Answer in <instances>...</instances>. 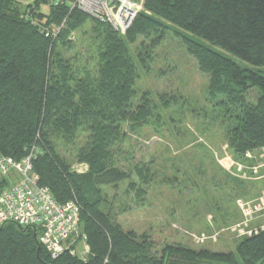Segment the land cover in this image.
I'll use <instances>...</instances> for the list:
<instances>
[{
  "label": "trees",
  "instance_id": "16d2710c",
  "mask_svg": "<svg viewBox=\"0 0 264 264\" xmlns=\"http://www.w3.org/2000/svg\"><path fill=\"white\" fill-rule=\"evenodd\" d=\"M20 1L0 0V156L16 163L27 158L56 201L78 207L79 231L52 257L38 240V228L4 222L0 264H264V222L239 237L234 250L168 244L159 253L145 234L112 221L101 190L132 178L127 191L140 201L154 180L147 163L128 162L126 168L113 159L122 126L134 131L153 108L148 93L131 106L137 68L130 46L140 37L154 48L172 32L196 60L208 77L210 98L226 110V140L236 161L264 145V0H143L144 10L123 33L91 17L98 25L92 30L94 65L87 59L72 63L61 49L89 17L69 8L73 0H33L22 10ZM42 6L49 14L40 12ZM62 21L71 27L56 32ZM79 129L90 132L80 159L87 170L81 173L70 169L56 143ZM231 178L239 183L235 189L246 182ZM80 242L82 253L76 249Z\"/></svg>",
  "mask_w": 264,
  "mask_h": 264
},
{
  "label": "rangeland",
  "instance_id": "374dc122",
  "mask_svg": "<svg viewBox=\"0 0 264 264\" xmlns=\"http://www.w3.org/2000/svg\"><path fill=\"white\" fill-rule=\"evenodd\" d=\"M32 1L21 0L18 6L22 10ZM74 1L73 9L89 17L70 31L66 46L61 49L67 58L73 59L72 63L76 61L79 65L87 59V65H94L91 54L96 43L92 30L98 27L96 18L81 10L78 0L69 1L70 9ZM134 2L139 6L137 15L144 10L143 0ZM39 9L49 14L48 6ZM64 23L61 22L56 32L61 27H71ZM150 41L140 37L130 49L137 68L131 106L148 93L153 107L151 116L134 131L122 126L121 136L113 144V159L126 168L128 162L147 163L154 180L140 201L134 200L133 191H127L132 178L103 186L106 201L102 207L123 230L145 234L159 253L168 244L211 252L234 250L237 239L244 236L242 227L246 228V220L248 229L264 222V211L254 214L253 207H248L246 214L254 215L246 219L237 203L238 200L248 204L264 201V171L257 178L238 172L237 164L241 161L235 160L226 140V110L220 100L210 98L208 77L199 71L196 60L181 41L172 32H167L154 48H149ZM256 95L252 90L248 96L254 101ZM89 135L90 132L79 129L73 137L56 140L60 155L70 169L79 173L87 170V164L80 159ZM27 160L24 159L25 164L30 165ZM231 177L246 182L235 189L234 185L239 183ZM20 178L22 173L15 168L0 173V181L6 180L0 192ZM240 194L247 197H236ZM237 224L241 225L240 229ZM85 248L83 242L76 246L81 253Z\"/></svg>",
  "mask_w": 264,
  "mask_h": 264
},
{
  "label": "built area",
  "instance_id": "2783aa9c",
  "mask_svg": "<svg viewBox=\"0 0 264 264\" xmlns=\"http://www.w3.org/2000/svg\"><path fill=\"white\" fill-rule=\"evenodd\" d=\"M75 3L71 2V8ZM78 4L81 10L109 23L121 33L130 27L136 8H139L134 0H78ZM23 162L24 160L20 163L12 162L11 159L0 156V173L10 168L22 173V178L0 192V224L11 221L23 226H35L39 229V242L52 257H56L64 249L66 241L72 240L79 231L78 207L72 201H56L49 187L40 185L35 174L28 175L31 173V164ZM237 167L241 175L260 176L259 172L264 171V145L257 150L246 151L244 161L238 162ZM237 203L246 219L264 211L263 200L256 204H248L243 200H238ZM248 207H253L254 214H246ZM245 222L246 228L242 227V231L247 235L252 229H248L247 220ZM237 225L240 229L241 225Z\"/></svg>",
  "mask_w": 264,
  "mask_h": 264
},
{
  "label": "bare ground",
  "instance_id": "6f19581e",
  "mask_svg": "<svg viewBox=\"0 0 264 264\" xmlns=\"http://www.w3.org/2000/svg\"><path fill=\"white\" fill-rule=\"evenodd\" d=\"M7 159V158H6ZM79 211V210H78Z\"/></svg>",
  "mask_w": 264,
  "mask_h": 264
}]
</instances>
